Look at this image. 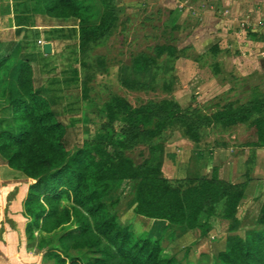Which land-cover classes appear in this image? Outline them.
<instances>
[{
	"label": "trees",
	"instance_id": "16d2710c",
	"mask_svg": "<svg viewBox=\"0 0 264 264\" xmlns=\"http://www.w3.org/2000/svg\"><path fill=\"white\" fill-rule=\"evenodd\" d=\"M26 1L14 0L16 10V4ZM30 1L32 6L23 5L20 11L18 26L27 25L30 11L75 20L83 69L82 101L89 108L95 105L92 114L97 131L93 138L69 147L67 124L59 115L56 96L34 77V65L28 54L22 55L25 44L16 34L13 50L0 57V98L6 99L0 106V158L5 163L4 179L30 182L21 200L26 248L31 253L40 250L42 264H264V204L257 228L245 231L243 214H239L251 179L248 164L254 162L256 150L264 147V86H253L246 100L224 98L211 114L199 106L182 107L168 96L171 83L157 79L160 73L171 71L185 50L168 41L155 44L149 54L135 55L121 66L118 76L126 89L150 92L159 88L165 96L135 106L114 93L107 100L93 102L91 83L104 62L91 57L90 50L116 26L118 1ZM97 3L100 12L95 19ZM248 38L264 43V29H248ZM211 51L217 53L218 47ZM235 130H239L237 150H249L244 161L247 179L239 183L220 176L222 164L212 162L215 150L230 146L228 142L218 137L200 147L209 134L221 136ZM174 132L193 148L185 175L172 179L163 166L168 156L166 142ZM141 147L145 150L140 151L138 162L132 152ZM123 181L134 184L128 208L132 220L166 221V228L192 231L202 239L209 236L212 220L218 218L227 223L229 232L224 249L213 255L203 253L193 261L165 255L161 238L139 236L119 222L115 209L119 197L105 201L110 184Z\"/></svg>",
	"mask_w": 264,
	"mask_h": 264
},
{
	"label": "rangeland",
	"instance_id": "374dc122",
	"mask_svg": "<svg viewBox=\"0 0 264 264\" xmlns=\"http://www.w3.org/2000/svg\"><path fill=\"white\" fill-rule=\"evenodd\" d=\"M118 22L110 36L93 45L91 57L101 58L103 65L92 81L91 97L93 102L109 99L111 94L125 97L132 105L165 93L159 88L155 91H132L119 83V70L129 64L138 53H151L157 43L170 42L183 54L174 61L171 71L160 73L159 81H169V97L182 107L199 106L203 112L211 114L216 105L229 100H246L249 91L255 85L264 86V43L248 38V29L262 32L264 29V0H117ZM14 0H0V57L13 50L16 34L20 33L25 44L22 55L28 54L34 65V77L40 79L48 93L56 96L60 106L59 115L67 124V137L73 148L77 142L93 138L97 128L92 114L96 108L82 101L81 80L83 69L78 53V26L73 19H54L29 12L27 24L13 28L23 5L32 6L31 1L19 2L17 10ZM97 18L100 7H94ZM32 18V19H31ZM35 24V26H28ZM40 25V30L33 27ZM44 42H52L54 53L49 58L40 59L38 53ZM213 46L218 52L213 53ZM36 64V65H35ZM4 77L7 73L3 71ZM4 99V103H5ZM88 107L89 109H87ZM239 129V128H238ZM237 133L221 136L209 134L205 141L213 143L218 137L230 146L215 150V164H222L220 176L228 173L236 183L247 179L245 172L251 167L248 189L241 201L239 214L243 216L246 229L257 228L256 219L264 204V147L258 148L256 160L244 163L249 150H243L245 157L236 148ZM169 134V133H168ZM164 160L167 171L170 166L179 167L180 177L185 175V166L190 160L193 144L178 132L169 134L166 142ZM145 147L137 148L132 156L140 162L139 153ZM170 155L175 158L172 160ZM189 162V161H188ZM3 160L0 158V264H42L41 251L31 253L25 246L21 216V200L24 197L29 180L26 178L4 179ZM207 169V168H206ZM234 175V177H233ZM237 175V177H235ZM263 185L256 188L255 182ZM133 182L123 181L110 184V192L105 201L112 202L119 197L115 209L118 220L123 226H129L139 236L161 238L166 248L165 255H176L181 260H192L199 253L216 254L225 246L229 234L221 219L214 218V229L206 238L199 239L192 231L166 228L152 220L133 221L129 216L132 200ZM0 223V224H1ZM223 224V225H222ZM244 231H240L243 234ZM170 239V242L166 240ZM36 257V258H35Z\"/></svg>",
	"mask_w": 264,
	"mask_h": 264
},
{
	"label": "crops",
	"instance_id": "0c3cea01",
	"mask_svg": "<svg viewBox=\"0 0 264 264\" xmlns=\"http://www.w3.org/2000/svg\"><path fill=\"white\" fill-rule=\"evenodd\" d=\"M19 1V0H18ZM17 16H19L18 14H16ZM28 15V14H27ZM19 27H23V26H18L17 25V23L15 24V22H14V26L12 27V29L14 28H19ZM33 29L34 30H40V25H38L37 27H33ZM45 43V42H44ZM53 44V43H52ZM54 45V44H53ZM42 48V47H41ZM53 53H54V46H53ZM52 53V54H53ZM42 55H46V54H44L43 53V51L41 50L39 53H38V57H42ZM51 55V54H50ZM6 96V95H5ZM4 104V99L1 97L0 98V106H2ZM241 154H243V155H239V160H241L243 157H245V152H240ZM190 154H191V151H190ZM258 152H256V157H255V160H256V158L258 157ZM240 157H242V158H240ZM245 158H247V157H245ZM189 161V160H188ZM188 161H187V163H188ZM165 164H164V168H165ZM164 170V169H163ZM165 173V175L166 176H168L169 178H172V179H175V178H178V177H180V176H178L179 175V167L178 166H170L169 167V169H167V171H165L164 172ZM233 177H234V175H233ZM235 177H237V175H235ZM226 179L227 180H231L232 179V176H231V174L230 173H228V175H227V177H226ZM253 182H255V181H253ZM255 183H257L256 184V188L257 187H260L259 185H263V183L261 182V184H259L258 182H255ZM248 185H249V183H247V186H246V190H245V193L247 192V189H248ZM132 220V219H131ZM135 220V219H134ZM137 221H142V220H149V219H143V218H137L136 219ZM133 221V220H132ZM134 222V221H133ZM152 222H157L158 224H161V226H166V224H167V222L166 221H161V220H152ZM223 224H225V225H227V223H225L223 220L221 221ZM222 224V225H223ZM214 226V225H213ZM227 227V226H226ZM213 229H214V227H213ZM199 239H201V238H199ZM225 247V246H224ZM224 247L221 249V250H223L224 249ZM220 250V251H221ZM204 252H201V253H199V255H201V254H203ZM198 255V256H199ZM198 258V257H197ZM196 258V259H197ZM195 258L193 259V260H196Z\"/></svg>",
	"mask_w": 264,
	"mask_h": 264
},
{
	"label": "water",
	"instance_id": "95a60500",
	"mask_svg": "<svg viewBox=\"0 0 264 264\" xmlns=\"http://www.w3.org/2000/svg\"><path fill=\"white\" fill-rule=\"evenodd\" d=\"M42 51L46 55H50L53 53V44L52 42H45L42 44Z\"/></svg>",
	"mask_w": 264,
	"mask_h": 264
}]
</instances>
